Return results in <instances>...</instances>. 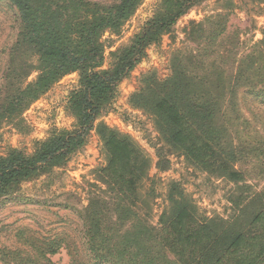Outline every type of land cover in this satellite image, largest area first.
<instances>
[{"label":"trees","instance_id":"trees-1","mask_svg":"<svg viewBox=\"0 0 264 264\" xmlns=\"http://www.w3.org/2000/svg\"><path fill=\"white\" fill-rule=\"evenodd\" d=\"M5 1L16 11L19 33L2 77L0 126L27 110L65 76L78 73L79 83L68 100L76 118L73 129L52 130L47 138L35 143L32 153L10 148L0 156V198L10 196L22 182L65 164L72 153L86 145L98 117L113 103L120 84L147 57V50L159 45L181 18L204 0H159L140 31L127 45L111 51L109 58L105 34L119 33L145 0ZM224 13L206 23L189 25V35L201 40L197 54L175 66L173 76L158 84L164 98L157 109L178 126L169 131L170 138L164 136L165 142L190 159L204 156L196 148L201 143L204 149L208 142L222 148L227 156L238 157L228 144L226 113L235 106L238 93H264V47L239 58L236 46L217 47L218 38L226 31ZM30 55L37 58L36 64ZM229 58L230 67L226 64ZM33 71L37 76L28 82ZM153 79L147 78V87ZM147 87L133 96L141 107L146 106L143 99ZM100 135L111 156L105 171L130 184L134 159L131 143L104 126ZM170 152L164 145L158 149L159 171L170 169ZM230 176L238 180L237 173ZM105 182L115 186L110 179ZM171 186L170 206L157 226L114 197L111 201L94 200L80 212L82 245L92 263L223 264L231 258L234 264H264V240L260 236L231 228L218 233L206 218L196 216L193 201L182 186L175 182ZM127 190L131 188L127 186ZM251 223L264 226V212L252 217ZM58 247L55 242L43 250L47 262L46 255L55 253Z\"/></svg>","mask_w":264,"mask_h":264},{"label":"rangeland","instance_id":"rangeland-1","mask_svg":"<svg viewBox=\"0 0 264 264\" xmlns=\"http://www.w3.org/2000/svg\"><path fill=\"white\" fill-rule=\"evenodd\" d=\"M158 1L145 0L119 33L105 34L108 58L111 51L127 45L140 31ZM221 12L226 14L222 18L226 20V31L216 44L220 50L236 46L239 58L264 47V0H204L193 7L159 45L147 50V57L120 84L118 95L98 117L86 145L72 153L65 164L22 182L10 196L0 198V264H95L82 245L80 212L94 200L111 201L114 197L157 226L161 214L170 206L172 182L179 183L193 201L196 216L206 218L218 233L231 228L264 240V226L251 223L252 217L264 212V93L258 96L238 93L235 106L226 113L228 144L238 157L227 156L222 148L209 142L204 149L198 143L196 150L205 153L199 159L192 160L181 149H172L164 136L170 138V132L178 126L157 109L164 98L163 88L158 84L171 78L175 66L198 52L201 40L189 35V25L206 23ZM18 33L15 9L0 0V93ZM29 59L37 63L35 56L30 55ZM226 64L230 67L232 59ZM36 76L33 71L28 82ZM149 77L154 79L147 87ZM78 83V73L65 76L19 116L4 121L0 126V156L10 148L32 153L35 143L47 138L52 130L73 129L76 118L68 108V100ZM146 87L143 99L146 106L141 107L135 104L133 96ZM103 126L126 137L132 145L130 184L110 177L105 171L111 156L100 135ZM162 145L171 151L167 171H159L156 166L157 151ZM233 172L238 180H232ZM107 179L115 186L107 184ZM55 242L59 247L55 253L46 255L50 261L47 262L43 250ZM223 264L234 263L226 258Z\"/></svg>","mask_w":264,"mask_h":264}]
</instances>
